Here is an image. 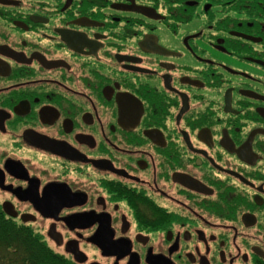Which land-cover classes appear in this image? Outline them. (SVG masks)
I'll return each mask as SVG.
<instances>
[{
    "label": "flooded vegetation",
    "instance_id": "af4514ba",
    "mask_svg": "<svg viewBox=\"0 0 264 264\" xmlns=\"http://www.w3.org/2000/svg\"><path fill=\"white\" fill-rule=\"evenodd\" d=\"M0 210L72 264H264V0H0Z\"/></svg>",
    "mask_w": 264,
    "mask_h": 264
},
{
    "label": "trees",
    "instance_id": "16d2710c",
    "mask_svg": "<svg viewBox=\"0 0 264 264\" xmlns=\"http://www.w3.org/2000/svg\"><path fill=\"white\" fill-rule=\"evenodd\" d=\"M0 264H72L49 249L31 228L16 225L0 210Z\"/></svg>",
    "mask_w": 264,
    "mask_h": 264
},
{
    "label": "water",
    "instance_id": "95a60500",
    "mask_svg": "<svg viewBox=\"0 0 264 264\" xmlns=\"http://www.w3.org/2000/svg\"><path fill=\"white\" fill-rule=\"evenodd\" d=\"M11 209H12V208H11ZM11 209H10V210H7L5 206L3 207V210H4V212H5L7 215H9V216H13V217H16V214L12 211L13 209H12V210H11ZM80 219H81V217H72V218H70V219H68V220H69V222H71V221H78V220H80ZM22 221H23V222H28V219L22 218ZM69 252H71V254H73L74 259H75L76 262H78V263H83V262H85L86 258H85V256H84L81 252H79L78 247H77L76 249H74L73 251H69ZM79 254H80L82 257H80Z\"/></svg>",
    "mask_w": 264,
    "mask_h": 264
}]
</instances>
